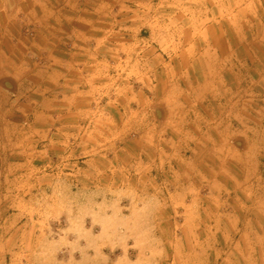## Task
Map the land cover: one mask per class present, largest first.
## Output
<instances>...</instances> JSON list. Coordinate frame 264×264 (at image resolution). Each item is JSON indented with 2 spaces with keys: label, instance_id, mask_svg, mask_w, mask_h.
I'll use <instances>...</instances> for the list:
<instances>
[{
  "label": "rangeland",
  "instance_id": "obj_1",
  "mask_svg": "<svg viewBox=\"0 0 264 264\" xmlns=\"http://www.w3.org/2000/svg\"><path fill=\"white\" fill-rule=\"evenodd\" d=\"M42 3L44 27L18 35L45 37L46 52L52 37L99 38L86 48L119 86L126 152L102 151L97 132L87 152L83 136L74 146L32 130L27 153L4 162L0 128V264H264V0ZM67 8L87 23L66 24ZM8 28L2 11L3 50ZM35 54L26 65L52 61ZM163 97L190 99L182 131L169 122L156 134Z\"/></svg>",
  "mask_w": 264,
  "mask_h": 264
},
{
  "label": "crops",
  "instance_id": "obj_2",
  "mask_svg": "<svg viewBox=\"0 0 264 264\" xmlns=\"http://www.w3.org/2000/svg\"><path fill=\"white\" fill-rule=\"evenodd\" d=\"M43 1L6 0L4 8L0 10V14L3 11L6 25L10 22V29H6V37H2L6 43L5 49H0V128L5 132L2 142L4 148L10 147L4 152V162L12 161L13 155L27 153V139L33 131L43 141L49 136L74 138L72 143L74 146H77L75 141L77 138H82L84 135L93 137V133L97 132L101 139L102 151L108 154H123L126 152L122 145L126 127L123 97L119 96L118 85L116 89L110 85V79L114 74L100 61L102 52L98 49L86 48L88 41L96 42L99 38L52 37L53 44L57 45L58 49L54 48L46 52L45 37L18 35V27L22 29L26 23L32 24L36 31H39V27H44ZM59 10L61 9L58 8L57 11ZM63 11H60V14H65L66 24H70L69 20L74 16L87 23L85 9L78 11L67 8ZM70 32L74 34L73 31ZM64 40L75 48L67 50L59 47V44L63 46ZM37 51L44 52L43 55L51 58L52 61L45 65H26L25 60L30 52L36 53L34 55L36 57ZM111 81L115 85L118 78H113ZM4 83H9L11 90L3 89L1 85ZM110 87L114 90L111 96ZM179 90L180 95H184L185 92L188 95L190 93V88ZM201 95L204 96L203 93ZM213 100L214 107L220 111L219 98ZM189 101L188 98H156L154 102L161 110V121H156L153 126L156 134L160 131L165 135L166 125L169 122L177 123L175 128L177 130L180 128L182 131V124L179 123H187L190 120L187 109L190 105ZM196 102L198 99L193 97L192 105H196ZM135 105L139 106L140 101L138 100ZM168 106L171 107L167 108ZM131 112L134 115L139 113L138 109H133ZM58 123L61 124L57 126ZM35 124H38L40 129H35ZM153 128H150L152 133H154ZM67 129L69 132L64 133L63 131ZM110 134L113 138L109 145ZM161 134H158L157 139ZM13 146L24 149L21 152L14 151ZM42 146L44 147L43 144ZM78 146H81V151L89 152L93 149V144L88 138L79 142ZM54 151L53 149L50 152ZM19 160L22 162L21 157L17 159Z\"/></svg>",
  "mask_w": 264,
  "mask_h": 264
},
{
  "label": "water",
  "instance_id": "obj_3",
  "mask_svg": "<svg viewBox=\"0 0 264 264\" xmlns=\"http://www.w3.org/2000/svg\"><path fill=\"white\" fill-rule=\"evenodd\" d=\"M4 87H5V89H7V90H11L9 83H4Z\"/></svg>",
  "mask_w": 264,
  "mask_h": 264
}]
</instances>
